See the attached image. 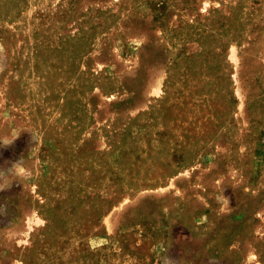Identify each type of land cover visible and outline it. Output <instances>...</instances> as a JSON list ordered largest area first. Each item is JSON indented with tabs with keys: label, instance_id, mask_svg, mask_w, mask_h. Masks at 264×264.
<instances>
[{
	"label": "rangeland",
	"instance_id": "374dc122",
	"mask_svg": "<svg viewBox=\"0 0 264 264\" xmlns=\"http://www.w3.org/2000/svg\"><path fill=\"white\" fill-rule=\"evenodd\" d=\"M0 264H264V0H0Z\"/></svg>",
	"mask_w": 264,
	"mask_h": 264
}]
</instances>
